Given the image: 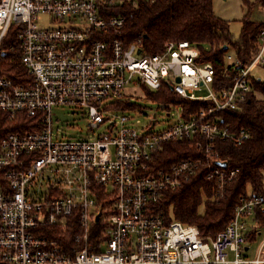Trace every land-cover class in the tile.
Segmentation results:
<instances>
[{"label": "built area", "instance_id": "1", "mask_svg": "<svg viewBox=\"0 0 264 264\" xmlns=\"http://www.w3.org/2000/svg\"><path fill=\"white\" fill-rule=\"evenodd\" d=\"M138 1L154 0H0V45L12 27L29 78L0 76V111L8 119L21 112L41 118L37 130L0 140L7 183L0 187V264H264V224L257 222L264 192L241 196L214 237L160 209L165 194L200 168L219 197L234 178L217 144L235 147L251 136L220 113L241 111L256 95L261 79L253 70L264 64V30L249 62L224 55L231 85L215 89L213 65L200 62L199 48L188 41H167L148 54L141 38L128 44L119 38L123 19L113 10ZM41 16L48 25L38 23ZM130 87L167 88L180 100L206 104L185 118L181 105L146 96L165 117L173 118L171 108L179 114L169 122L153 114L138 128L130 115L108 112L132 109L121 104ZM54 106L85 109L90 134H55ZM101 125L104 132L94 135ZM182 141L201 157L156 166L155 151Z\"/></svg>", "mask_w": 264, "mask_h": 264}, {"label": "trees", "instance_id": "2", "mask_svg": "<svg viewBox=\"0 0 264 264\" xmlns=\"http://www.w3.org/2000/svg\"><path fill=\"white\" fill-rule=\"evenodd\" d=\"M260 2L264 6V0ZM113 14L123 19L119 38L127 44L141 38V46L148 54L160 52L167 41H188L198 47V60L210 62L215 69V89L231 85L224 67V55L231 51L243 63L249 62L258 51L259 35L264 30V21H251L246 15L240 19V32L234 39L229 21L214 14L213 0L138 1L136 4L118 6ZM9 45L15 47L13 51L8 49ZM16 45L13 28L10 27L0 45V76L24 83L29 78L20 62ZM254 88L256 95L241 111L220 113L223 122L230 123L235 129H247L251 136L235 147L230 142L217 144L221 159L236 171L234 178L227 183L223 196L217 195L212 183L206 179L204 169L200 168L183 187L167 192L160 203L162 211L184 224L196 226L202 237H214L226 227L241 196L248 191L264 192V80L254 83ZM143 91L154 100L181 105L185 118L188 113L206 104L180 100L167 88L154 94L146 88ZM121 104L124 109L132 108L126 101ZM40 121L38 115L29 117L24 112L8 119L6 113L0 111V140L11 132L37 130ZM153 155L158 167H166L181 159L196 160L201 157V153L190 147L187 141L167 143ZM6 186L0 172V187ZM201 205L202 212L199 211ZM257 222L264 224L263 214H259ZM254 238L251 231L247 239L251 241Z\"/></svg>", "mask_w": 264, "mask_h": 264}, {"label": "rangeland", "instance_id": "3", "mask_svg": "<svg viewBox=\"0 0 264 264\" xmlns=\"http://www.w3.org/2000/svg\"><path fill=\"white\" fill-rule=\"evenodd\" d=\"M213 10L214 14L222 18L224 20L229 21L230 23V33L231 36L235 39L240 32V19L243 16L248 15L251 21H264V6L260 2V0H213ZM40 25H48V18L46 16H41L38 20ZM232 54L231 51H228L226 54ZM253 74L256 77H259L261 81L264 80V70L262 68L256 67L253 70ZM128 91L129 97L125 99V101L131 104L132 109L123 111H108L109 113L114 114H125L133 117V120H138L139 127L141 124H144L148 121L149 117L155 114L160 121L169 122L178 118V111L171 108L173 115L171 117H165V112L161 110L159 107L161 106L158 102L149 101L146 98V93L143 89H139L138 87L132 88ZM134 92V93H133ZM152 92V91H150ZM153 94L155 92H152ZM111 103H107L110 105ZM159 108V109H157ZM52 115V130L58 136H62L64 138L69 137H86L90 134V131L87 128V120L85 117V109H79L72 106H54L51 109ZM162 116L164 118L162 119ZM134 125V124H133ZM164 124H158L159 127ZM136 126V125H134ZM157 126V127H158ZM165 126V125H164ZM106 125H101L97 129L93 130V134L97 135L104 132ZM137 128V126H136ZM264 183V176H263ZM199 211H203V206L199 207ZM250 223V222H249ZM263 232L260 235H257V238L261 237ZM261 238L258 239V242ZM257 243H251L249 251L252 253L256 248Z\"/></svg>", "mask_w": 264, "mask_h": 264}]
</instances>
